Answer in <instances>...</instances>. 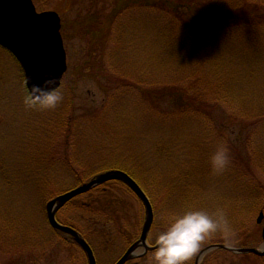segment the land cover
<instances>
[{
    "label": "rangeland",
    "instance_id": "rangeland-1",
    "mask_svg": "<svg viewBox=\"0 0 264 264\" xmlns=\"http://www.w3.org/2000/svg\"><path fill=\"white\" fill-rule=\"evenodd\" d=\"M151 1L33 0L61 16L67 70L64 99L52 110L24 106L22 67L0 46V264H88L72 237L51 226L46 203L111 168L150 198L149 243L173 213L224 206L236 246L262 244L264 0ZM221 139L232 163L213 175ZM144 216L119 180L57 213L89 241L97 264L117 260ZM215 242L223 240L204 247ZM199 264H264V255L215 248Z\"/></svg>",
    "mask_w": 264,
    "mask_h": 264
},
{
    "label": "water",
    "instance_id": "water-1",
    "mask_svg": "<svg viewBox=\"0 0 264 264\" xmlns=\"http://www.w3.org/2000/svg\"><path fill=\"white\" fill-rule=\"evenodd\" d=\"M0 45L9 50L20 63L26 86L30 87L33 83L42 84L50 77L57 78L61 83L67 70V53L61 34V16L56 10L38 11L33 0H0ZM110 180H120L128 185L141 199L145 208L139 238L114 262V264H125L140 256L136 254L140 245L149 248L147 239L154 221V210L149 197L129 173L119 168L99 172L88 181L56 195L46 203L47 218L51 226L70 235L83 248L88 264H97L91 245L78 230L59 222L57 212L75 196ZM257 221L259 223L264 221L263 211L259 213ZM262 236L263 241L259 247L236 246L235 249H229L224 243L206 245L197 254L194 264H199L201 258L215 248L236 253L253 252L264 255V223Z\"/></svg>",
    "mask_w": 264,
    "mask_h": 264
},
{
    "label": "clouds",
    "instance_id": "clouds-1",
    "mask_svg": "<svg viewBox=\"0 0 264 264\" xmlns=\"http://www.w3.org/2000/svg\"><path fill=\"white\" fill-rule=\"evenodd\" d=\"M63 87L55 77L45 79L42 84L25 86L24 106L35 111L55 109L64 99ZM231 163V149L227 140L221 139L210 157L211 173L223 174ZM215 236H219L227 248H236V229L226 207L218 206L209 212L190 206L171 214L149 248L140 245L136 254L146 257V264H191L205 242Z\"/></svg>",
    "mask_w": 264,
    "mask_h": 264
},
{
    "label": "trees",
    "instance_id": "trees-1",
    "mask_svg": "<svg viewBox=\"0 0 264 264\" xmlns=\"http://www.w3.org/2000/svg\"><path fill=\"white\" fill-rule=\"evenodd\" d=\"M158 3V1L156 0V1H154V0H152L149 4L150 5H154L155 3ZM167 2V1H166ZM167 4L171 7V8H175V6L173 5V6H171V4H169L168 2H167ZM181 105V104H180Z\"/></svg>",
    "mask_w": 264,
    "mask_h": 264
}]
</instances>
